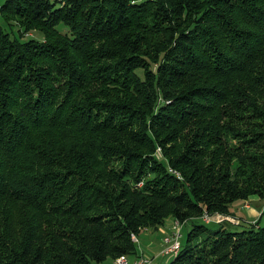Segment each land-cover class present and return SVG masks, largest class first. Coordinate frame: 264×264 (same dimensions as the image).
<instances>
[{
	"label": "trees",
	"instance_id": "trees-1",
	"mask_svg": "<svg viewBox=\"0 0 264 264\" xmlns=\"http://www.w3.org/2000/svg\"><path fill=\"white\" fill-rule=\"evenodd\" d=\"M0 20V264L138 256L170 218L190 229L165 264H264V208L203 220L264 201V0H8Z\"/></svg>",
	"mask_w": 264,
	"mask_h": 264
},
{
	"label": "crops",
	"instance_id": "crops-1",
	"mask_svg": "<svg viewBox=\"0 0 264 264\" xmlns=\"http://www.w3.org/2000/svg\"><path fill=\"white\" fill-rule=\"evenodd\" d=\"M6 1H8V0H0V6L3 5ZM263 208H264V201H260L256 197V198H251L248 201L236 202L235 205L233 206V208L231 209V212L233 213V216L235 218H237V220L239 222L245 223V224H251V223H256L258 221V219L260 218V216L262 214L261 209H263ZM236 228L241 229V227H238V226ZM169 231H170V229L167 232H169ZM150 232H152V231H148L147 233L150 234ZM150 235H153V234H150ZM149 237H151V236H149ZM162 245H163V241H161L158 245L157 241L151 240L149 238L148 244L145 245L144 247L148 248V250H150L151 253L150 254L145 253V251H143V249L139 248V255L138 256H141V255L148 256L149 255V257L154 259L153 264H162L163 262L166 261V259L159 257V253L161 251ZM138 256H130L128 258L131 261H134L135 259H137ZM102 264H113V261L107 260L106 262H104Z\"/></svg>",
	"mask_w": 264,
	"mask_h": 264
},
{
	"label": "rangeland",
	"instance_id": "rangeland-1",
	"mask_svg": "<svg viewBox=\"0 0 264 264\" xmlns=\"http://www.w3.org/2000/svg\"><path fill=\"white\" fill-rule=\"evenodd\" d=\"M52 2H54L55 0H51ZM0 22H1V20H0ZM61 32H63V33H69V31H68V29H66V28H60L59 29ZM17 32V30L15 29V33ZM16 34H18V33H16ZM70 34V33H69ZM28 38H33V39H36V40H43V35H42V33H40V32H31V34H30V36L28 37ZM138 74L141 76V77H143V72L142 71H138ZM138 129H140V126L139 127H137L135 130L136 131H138ZM248 201V200H247ZM174 219H172V218H170V219H168L167 221H166V223H165V225L164 226H162L161 228H160V230L159 231H157V232H153V230H148V229H145L144 230V232H142L139 236H138V239H139V244H138V246H139V248L140 249H143V251H145V253H148V254H150L151 253V251L150 250H148V248H145L144 246L145 245H147L148 244V241H149V238L151 239V240H154V241H157L158 242V245H159V243L161 242V241H163V239H164V237L166 236V232L169 230V229H171L172 228V224H173V221ZM213 224H224V225H226V223H227V227H230V225L228 224V222L230 223V224H235V226L238 224V223H236V222H239L238 220H237V218H235L234 216H233V213L231 212V215H229V216H227V217H223V216H221V215H217V214H215L214 215V219H213ZM251 224H254V223H251ZM261 225H264V218H263V221H262V223H261ZM237 227V226H236ZM239 227V226H238ZM189 229H190V227H188V228H184L183 229V235H187V232L189 231ZM239 229V228H238ZM238 229H236L235 228V230H238ZM148 231H152V232H150V234H153V235H150L149 233H147ZM149 236H151V237H148ZM182 238H183V236H182ZM147 255V254H146ZM145 256V255H144ZM147 257H149V255L147 256ZM151 258V257H150ZM172 259H167L165 262H163L162 264H165V263H167V262H170ZM108 261H110V260H108Z\"/></svg>",
	"mask_w": 264,
	"mask_h": 264
},
{
	"label": "built area",
	"instance_id": "built-area-1",
	"mask_svg": "<svg viewBox=\"0 0 264 264\" xmlns=\"http://www.w3.org/2000/svg\"><path fill=\"white\" fill-rule=\"evenodd\" d=\"M134 3V1H133ZM173 171V170H172ZM143 182L137 185L138 188L142 187ZM214 219V215H210L205 213L203 216V220L207 223L212 222ZM172 228L169 232H166V236L163 239V245L161 251L159 253V257L164 259H169L177 248L181 245V238L183 236V224L178 220H173ZM134 242L139 244V239L134 238ZM154 259L141 255L134 261H131L127 256H125V262H113V264H153Z\"/></svg>",
	"mask_w": 264,
	"mask_h": 264
},
{
	"label": "bare ground",
	"instance_id": "bare-ground-1",
	"mask_svg": "<svg viewBox=\"0 0 264 264\" xmlns=\"http://www.w3.org/2000/svg\"><path fill=\"white\" fill-rule=\"evenodd\" d=\"M134 238H136V237H133V240H134ZM181 248H180V246L177 248V250L174 252V253H172L173 255H176L178 252H179V250H180ZM115 261H117V262H125V258H120V259H118V260H115ZM115 261H113V262H115Z\"/></svg>",
	"mask_w": 264,
	"mask_h": 264
}]
</instances>
